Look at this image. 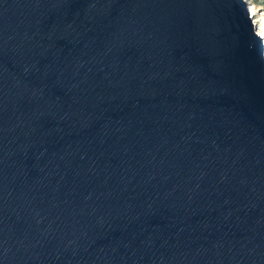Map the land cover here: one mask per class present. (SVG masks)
<instances>
[{"label": "water", "instance_id": "95a60500", "mask_svg": "<svg viewBox=\"0 0 264 264\" xmlns=\"http://www.w3.org/2000/svg\"><path fill=\"white\" fill-rule=\"evenodd\" d=\"M244 0H0V264H264V50Z\"/></svg>", "mask_w": 264, "mask_h": 264}, {"label": "rangeland", "instance_id": "374dc122", "mask_svg": "<svg viewBox=\"0 0 264 264\" xmlns=\"http://www.w3.org/2000/svg\"><path fill=\"white\" fill-rule=\"evenodd\" d=\"M244 1L247 2L248 7L252 6L260 14V16H259L260 19L258 20V22L256 24L255 23L254 24L256 26L255 32L260 34V36L262 38V32L264 35V0H244ZM256 15L257 14H253V16L251 15L253 21L257 18Z\"/></svg>", "mask_w": 264, "mask_h": 264}, {"label": "bare ground", "instance_id": "6f19581e", "mask_svg": "<svg viewBox=\"0 0 264 264\" xmlns=\"http://www.w3.org/2000/svg\"><path fill=\"white\" fill-rule=\"evenodd\" d=\"M249 13L253 16V14H257V18L253 21L255 24L258 22V20L260 19L259 16V12H257V10L255 8H253L252 6H249ZM262 44H263V50H264V35L262 32Z\"/></svg>", "mask_w": 264, "mask_h": 264}]
</instances>
